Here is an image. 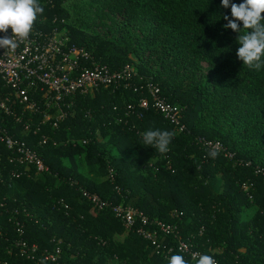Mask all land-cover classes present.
<instances>
[{
  "label": "trees",
  "instance_id": "16d2710c",
  "mask_svg": "<svg viewBox=\"0 0 264 264\" xmlns=\"http://www.w3.org/2000/svg\"><path fill=\"white\" fill-rule=\"evenodd\" d=\"M39 2L44 11L32 29L64 33L89 53L88 68L128 65L135 74L127 84L68 98L56 128L55 118L42 123V114L15 104L22 121L6 118L4 126L48 171L9 163L0 144V264H50L43 254L57 249L65 264H167L172 255L195 264L178 242L218 264H264V68L249 70L238 59V33L223 28L231 8L221 0ZM148 85L179 107L188 133L137 107ZM39 109L46 110L43 101ZM149 129L175 132L168 153L142 143ZM200 137L233 157L208 156ZM83 193L109 206L98 210ZM116 206L142 213L147 225L136 220L125 229ZM157 222L175 227L176 237L161 234ZM140 227L157 233L159 247ZM17 243L36 250L21 254Z\"/></svg>",
  "mask_w": 264,
  "mask_h": 264
},
{
  "label": "built area",
  "instance_id": "2783aa9c",
  "mask_svg": "<svg viewBox=\"0 0 264 264\" xmlns=\"http://www.w3.org/2000/svg\"><path fill=\"white\" fill-rule=\"evenodd\" d=\"M5 35L10 38L11 29H8L7 33L0 32V38H4ZM88 61H91L89 53L82 48L70 45L66 35L57 29L49 33L32 29L27 39L17 48H0V144L10 152L7 157L9 163L25 166L26 169L33 167L37 173L48 171L41 157L24 141L10 135L4 126L6 118H10L15 123L22 121L21 113L14 110L15 104L22 105L24 111L42 114V123L55 118L52 126L56 128L58 122L67 116L63 107L66 106L68 98L76 94H92L101 87L108 88L121 83L127 84V81H130L135 74L134 69L128 65L121 71L111 72L107 67L100 66L95 62H91V67L88 68L84 65ZM5 90L11 91L17 100L10 99L8 93H3ZM147 94L148 98L142 97L138 102L137 107L140 110L146 111L152 108L178 133H188L181 110L162 97L158 87L148 85ZM42 101L46 107L45 111L39 109V102ZM52 107L56 110L54 117L49 114V109ZM127 110L132 112L133 107L128 106ZM29 127V124L25 125V130L28 131ZM196 141L208 152L215 150L229 159L233 157L218 141L202 137L197 138ZM44 143L45 138L42 141V144ZM2 161L3 155L0 153V164ZM11 175L18 177L14 173ZM243 188L247 190V187ZM83 196L90 200L98 210L109 206L108 203L100 201L95 195L83 193ZM112 212L127 230L134 227L136 220H140L142 226L147 225V218L129 207L116 206L112 208ZM156 225L161 234L176 237L178 233L177 229L171 225L160 222H157ZM17 232L22 234L21 230H17ZM138 234L151 242L153 246L159 247L155 231L150 232L140 227ZM17 246L21 247L20 252L24 255L28 252L34 253L36 250L34 246L29 248L25 243H17ZM177 250L183 255L190 256L192 260L193 254L196 253L190 251V245L185 242H178ZM171 251V249L168 250L169 253ZM30 258L34 259V256ZM43 260L50 264H65L60 262L58 249L55 254H43ZM216 264H218L217 261Z\"/></svg>",
  "mask_w": 264,
  "mask_h": 264
},
{
  "label": "clouds",
  "instance_id": "9594fccd",
  "mask_svg": "<svg viewBox=\"0 0 264 264\" xmlns=\"http://www.w3.org/2000/svg\"><path fill=\"white\" fill-rule=\"evenodd\" d=\"M221 7L231 8V16H224L227 21L224 29L238 33L239 48L237 57L249 70L260 71L264 68V0H244L239 5L230 0H221ZM44 8L39 0H0V32L7 33L11 29V37L0 38V48L15 49L30 35L38 15ZM240 24L243 27H240ZM142 143L166 154L175 132L168 130H147L141 133ZM215 150L208 156L215 158ZM195 264H216L210 255L193 254ZM43 264V261L41 262ZM167 264H189L182 255H172Z\"/></svg>",
  "mask_w": 264,
  "mask_h": 264
},
{
  "label": "rangeland",
  "instance_id": "374dc122",
  "mask_svg": "<svg viewBox=\"0 0 264 264\" xmlns=\"http://www.w3.org/2000/svg\"><path fill=\"white\" fill-rule=\"evenodd\" d=\"M70 0H68L69 2ZM106 24H109L108 21L106 22ZM209 75V71H208V68H207V65L206 64H202V73L201 75H199V77H206Z\"/></svg>",
  "mask_w": 264,
  "mask_h": 264
}]
</instances>
